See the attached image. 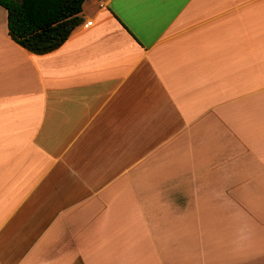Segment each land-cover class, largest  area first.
I'll list each match as a JSON object with an SVG mask.
<instances>
[{"label": "crops", "instance_id": "crops-1", "mask_svg": "<svg viewBox=\"0 0 264 264\" xmlns=\"http://www.w3.org/2000/svg\"><path fill=\"white\" fill-rule=\"evenodd\" d=\"M57 50L0 6V264H264V0H85Z\"/></svg>", "mask_w": 264, "mask_h": 264}, {"label": "trees", "instance_id": "trees-1", "mask_svg": "<svg viewBox=\"0 0 264 264\" xmlns=\"http://www.w3.org/2000/svg\"><path fill=\"white\" fill-rule=\"evenodd\" d=\"M85 0H0L10 38L34 55L59 49L82 22Z\"/></svg>", "mask_w": 264, "mask_h": 264}]
</instances>
